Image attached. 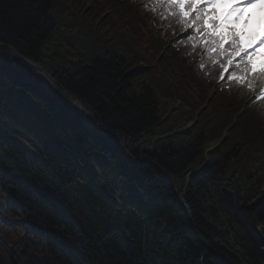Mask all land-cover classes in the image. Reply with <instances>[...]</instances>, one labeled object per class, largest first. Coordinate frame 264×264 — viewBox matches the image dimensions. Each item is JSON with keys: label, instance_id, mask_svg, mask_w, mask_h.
<instances>
[{"label": "trees", "instance_id": "16d2710c", "mask_svg": "<svg viewBox=\"0 0 264 264\" xmlns=\"http://www.w3.org/2000/svg\"><path fill=\"white\" fill-rule=\"evenodd\" d=\"M65 1L0 0V44L39 64L97 129L118 137V148L85 129L75 111L43 91L32 70L0 49V167L8 175L0 181L12 179L25 190H18L24 212L49 232L33 248L41 260L32 263L264 264V114L251 107L240 113L238 96L225 92L236 91L197 70L189 72L191 80H179L186 63L174 50L161 55L160 38L139 47L131 17L158 27L153 39L180 32L166 8L154 5L150 13L139 1L133 12L115 1L81 0L90 8L70 6L67 16L93 21L98 35L86 45L60 28L56 8ZM92 9L112 14L109 44ZM134 59L151 64L145 70ZM155 75L173 81L175 92H165L166 99L185 104V119L169 133L192 125L189 134L164 138L150 152L147 138L165 122L162 111H171L159 95L161 83L155 78L154 88L144 81ZM209 87L216 89L207 96ZM245 88L254 90L249 83ZM234 115L245 132L228 130L221 141ZM215 139L222 144L206 161Z\"/></svg>", "mask_w": 264, "mask_h": 264}, {"label": "snow or ice", "instance_id": "6c2138e0", "mask_svg": "<svg viewBox=\"0 0 264 264\" xmlns=\"http://www.w3.org/2000/svg\"><path fill=\"white\" fill-rule=\"evenodd\" d=\"M217 0H154L155 6H166L167 8L176 10V14L179 16L182 25L185 29L192 28L194 32L199 36V40L193 36L189 37V40L193 41V49L199 45L203 48L204 54L209 57V61L213 64H219L221 79L225 78V72L231 66L239 67V62H244L246 67L242 69V72L254 71L252 69L253 57L257 55L256 47L264 46V35H261L259 43L251 49H243L241 47V37L245 34L246 30L251 27L252 18L249 17L244 21V29L237 30L235 27L228 29L227 34L225 32H219L218 29L222 27L217 19L208 21V16H215L216 13H208L207 8L214 6ZM264 6V0H241L240 3L233 6L228 13L230 16L232 13H238L236 21H229V23H235L240 20L243 15L244 8L248 6ZM193 17L189 19V17ZM227 20V17L225 18ZM211 24V27H209ZM201 29L203 34L201 35ZM227 42V47L225 46ZM239 59L235 60L238 54ZM201 67H204V61H201ZM259 75L264 78V67L261 68ZM229 80L243 81V76H238L235 72L228 75Z\"/></svg>", "mask_w": 264, "mask_h": 264}, {"label": "rangeland", "instance_id": "374dc122", "mask_svg": "<svg viewBox=\"0 0 264 264\" xmlns=\"http://www.w3.org/2000/svg\"><path fill=\"white\" fill-rule=\"evenodd\" d=\"M107 1L108 2H112L113 0H111V1L107 0ZM70 2H72L71 5H70ZM80 2H81V0H66L65 1L66 7H64V8L59 4L58 7L56 8V11H58V13L56 14V16L58 17V20L61 23L60 24L61 30L67 31L69 38H71L72 36H76L78 38V41L83 42L86 45H89L90 43H92L94 37L98 35V30H97L96 27H94L93 21H92L91 24H90V22H87V23L86 22H81V19L78 17L76 21L72 22V20H74V18H71L70 16H67V14H68L67 12H70L72 10L71 8L77 9L78 12L82 11L83 13L85 12V9L83 7L84 5H87L88 6V9L90 8L89 2L86 1V2H83L82 4ZM70 6H71V8H69ZM92 13H93V16L92 17H96L95 19H98V24L101 25V32L100 31L99 32H100V36H101L102 41L105 44H109L107 42L110 41L115 36L114 35V31H113V29H111V26L109 24V21L112 18L111 12L110 11L97 12V11H95V10L92 9ZM115 20H116V18H115ZM116 22H117V20H116ZM78 26H80V28L77 30V27ZM134 27H135V25L133 26V28ZM154 30L155 29L152 27V31H154ZM129 31H130V29H129ZM138 33L142 37L148 36L149 35V33H148V27H144V30L143 31L142 30H138ZM170 35L174 36L173 34H170ZM90 38H92V39H90ZM144 39H145V37H144ZM163 40L166 41V37H164ZM166 45H169V44L166 42ZM129 46H131V44H128V47ZM161 47H162V49H164V47L162 45H161ZM137 48L138 47H136V49ZM171 51L172 50H170V53H171ZM134 60L139 65L138 67H148V64L145 63V62H142L140 59H138V60L137 59H134ZM191 75L192 74L189 73V72H186V73H183L182 72L179 75V77H180L179 80H191ZM155 78L157 79V81H159L161 83V86H159V87H161L162 89H164L162 91V95L159 94L160 97H161V99H162V101L165 102V104L167 105V108H171V111L170 112H166L165 109L162 111L161 118L165 117L166 118L165 119V122L162 123V125H159L158 127L155 128V133L157 134L156 135L157 136L156 137L157 138V142L156 143H158L160 140H162L164 138H168V140H166V141H169L171 136L164 137V135L167 134V132L169 133V132H172L173 130H175L179 126V124H181L182 121L185 119V115H184V106H185V104L183 102H182V104H178L174 100L169 101L168 98L166 99L165 92H168V91L170 92L171 91V92L174 93L175 90H171L172 89V86H171V89L169 87V85H173V83H172L173 81H171L169 79H166V77L164 75H161V76H158V77L155 75L154 78L147 77L144 81L148 82V84L150 86H153L154 88H158V86L156 85ZM215 89L216 88H214V87H209L206 90V95L207 96H210L212 94V92H214ZM176 90H179V89L177 88ZM225 92L228 95L238 96V100H239V102H241V106H242L243 98L246 96L244 94H247V92L245 90H243V89H240V90H238L236 92H229L228 90L225 91ZM212 98L213 97H210L205 102V104L202 107H200L198 109V111H196L195 117H194L195 119L200 115V113L205 108H207L208 101L210 99H212ZM226 101L229 102V99H226ZM251 101H250V105H251ZM230 112L232 113L231 110H230ZM237 117H238L237 115H234V117L232 118L231 123L228 125L229 128L222 131V134L221 135L223 137H225V139H227L226 138V134L228 133V130H232V133L235 130V128H236V122L238 123V120H237L238 118ZM167 125H170L171 126V128L169 129V131H168L167 127H165ZM189 129H191V127H188L187 130H189ZM162 130L165 131V133H163ZM241 132H245L244 129L242 131V129L240 130L239 128L238 129L236 128L235 134L237 136ZM184 137L185 138H189V136H187V135L184 136ZM220 138H221V136H220ZM217 141H218V139H215L213 141H210V143H211L210 146L211 147L214 146V148L211 149V147L208 146L205 150L206 151H209V153L211 154V152H213V150H215L216 148H219V146L222 144V143L220 145L219 144H216ZM176 142L182 143L180 141V138H178L176 140ZM154 144L155 143L151 142L150 143V146L152 147ZM150 146H148V147H149L150 150H152L153 148H151ZM253 147H255L256 149L261 148L260 142L255 143V146H253ZM248 150H250V147L248 148Z\"/></svg>", "mask_w": 264, "mask_h": 264}, {"label": "water", "instance_id": "95a60500", "mask_svg": "<svg viewBox=\"0 0 264 264\" xmlns=\"http://www.w3.org/2000/svg\"><path fill=\"white\" fill-rule=\"evenodd\" d=\"M0 47H7L9 48L11 51L14 52V54H16V56L25 64H27L29 67H31L32 69H34L37 73L41 74L46 80L47 82L50 84V89L51 92L53 93V95L61 102L63 103L65 106L71 107L72 109H74L75 111H77L84 119H85V124L86 126L91 129L94 130V125H93V121L91 120L90 116L86 113V111L79 105L76 103V101H68L66 100L58 91L57 86L55 84V82L53 81V79L37 64L23 58L15 48L7 46V45H0ZM99 134V133H98ZM109 142L112 144H115L114 140L109 139ZM125 155V154H124ZM180 201V200H179ZM182 203V201H180Z\"/></svg>", "mask_w": 264, "mask_h": 264}, {"label": "bare ground", "instance_id": "6f19581e", "mask_svg": "<svg viewBox=\"0 0 264 264\" xmlns=\"http://www.w3.org/2000/svg\"><path fill=\"white\" fill-rule=\"evenodd\" d=\"M261 35H264V13H263L262 20H261V30H260L259 37H261ZM66 100L71 101V100H69L67 98H66ZM106 136L108 138H112V136H110L109 134H106Z\"/></svg>", "mask_w": 264, "mask_h": 264}]
</instances>
